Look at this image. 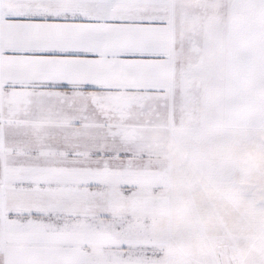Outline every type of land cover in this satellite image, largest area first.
Here are the masks:
<instances>
[{
	"label": "snow or ice",
	"instance_id": "1",
	"mask_svg": "<svg viewBox=\"0 0 264 264\" xmlns=\"http://www.w3.org/2000/svg\"><path fill=\"white\" fill-rule=\"evenodd\" d=\"M0 264H264V0H0Z\"/></svg>",
	"mask_w": 264,
	"mask_h": 264
}]
</instances>
